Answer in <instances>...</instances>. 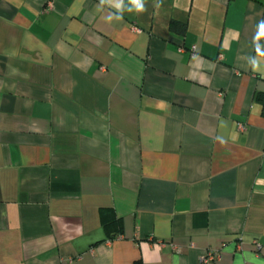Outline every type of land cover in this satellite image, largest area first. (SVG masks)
<instances>
[{"label":"crops","instance_id":"obj_1","mask_svg":"<svg viewBox=\"0 0 264 264\" xmlns=\"http://www.w3.org/2000/svg\"><path fill=\"white\" fill-rule=\"evenodd\" d=\"M144 3L0 0V264H264V0Z\"/></svg>","mask_w":264,"mask_h":264},{"label":"clouds","instance_id":"obj_2","mask_svg":"<svg viewBox=\"0 0 264 264\" xmlns=\"http://www.w3.org/2000/svg\"><path fill=\"white\" fill-rule=\"evenodd\" d=\"M101 3L113 6L121 12L124 10V0H101ZM128 3L129 5H131V7H128L127 9L129 12L133 10H135L137 13L146 11L144 0H128ZM261 37H264V21H261V23L258 25V32L255 39L259 40V38ZM257 50L258 54L264 55V52L260 51L259 44H257ZM250 63L254 71H261L262 74H264V69L260 67V65L264 63V61L257 58H252L250 60Z\"/></svg>","mask_w":264,"mask_h":264},{"label":"built area","instance_id":"obj_3","mask_svg":"<svg viewBox=\"0 0 264 264\" xmlns=\"http://www.w3.org/2000/svg\"><path fill=\"white\" fill-rule=\"evenodd\" d=\"M191 51H192V54L194 55L195 52H196V47L195 46H192L191 48ZM240 128L241 129H244L245 128V125L244 124H241L240 125ZM262 244L259 243L258 241L254 242V249L256 252H259L262 250ZM216 254H213V253H208L206 255H204L201 259H200V263H208L212 260H214L216 258Z\"/></svg>","mask_w":264,"mask_h":264},{"label":"trees","instance_id":"obj_4","mask_svg":"<svg viewBox=\"0 0 264 264\" xmlns=\"http://www.w3.org/2000/svg\"><path fill=\"white\" fill-rule=\"evenodd\" d=\"M171 28L174 30V31H178L180 33H183L185 32L186 30V23L184 22H179V21H172L171 23ZM119 223V220L117 219H114L112 222H108L105 224V227L108 228L110 225H117ZM136 264H139L138 262Z\"/></svg>","mask_w":264,"mask_h":264}]
</instances>
